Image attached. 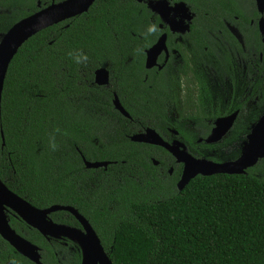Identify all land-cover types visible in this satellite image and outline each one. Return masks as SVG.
Wrapping results in <instances>:
<instances>
[{"label": "trees", "instance_id": "1", "mask_svg": "<svg viewBox=\"0 0 264 264\" xmlns=\"http://www.w3.org/2000/svg\"><path fill=\"white\" fill-rule=\"evenodd\" d=\"M36 1L0 0V10L16 16L0 32L36 11ZM148 18L136 0H96L86 13L21 46L1 97L0 177L14 176L6 185L16 186L15 193L36 207L75 208L93 225L113 264H264V176L249 169L245 175H197L181 191L164 192L150 163L151 150L162 148L123 135L113 139L105 124L88 121L96 114L93 100L79 98L75 108L67 100L88 89L79 81L119 55L115 38L121 51L133 39L132 52L138 54L139 35L146 30L141 23ZM78 50L89 57L87 66L69 57ZM56 128L68 134H56L59 148L52 151L48 138ZM80 154L112 163L106 171L86 169Z\"/></svg>", "mask_w": 264, "mask_h": 264}, {"label": "flooded vegetation", "instance_id": "2", "mask_svg": "<svg viewBox=\"0 0 264 264\" xmlns=\"http://www.w3.org/2000/svg\"><path fill=\"white\" fill-rule=\"evenodd\" d=\"M154 2L160 3L159 16L149 7ZM50 3L51 0L49 3L37 0L36 8L39 10ZM141 3L149 14L148 21L141 23L143 28L156 23L161 30L147 40L142 35L145 30L141 32L143 52L138 54L132 52L133 39H127L121 51L120 40L115 38L119 55L113 56L107 67L95 69L89 79L78 82L84 83L85 88L96 89L92 92L81 88L83 91L76 95H68L70 106L75 108L79 98L93 100L96 114L94 120L88 121L105 124L113 139L123 135L130 140L151 129L169 144L180 143L181 149L195 159L213 163L236 160L251 126L264 109V10L258 11L264 9V0H144ZM158 42L156 56L154 52L149 56L150 63L154 57L153 64L147 68V51ZM99 69L107 72L105 78L103 75L99 79H106L103 85L95 80ZM115 101L128 117L116 108ZM224 118H233L230 128L219 141L208 143L217 123H224L221 122ZM120 123L127 128H120ZM1 134L0 130V137ZM99 138L106 141L107 137L100 134ZM3 143L1 139V148ZM164 151L165 158H150L155 179L164 192L181 191L178 182L183 164ZM1 167L4 169L5 164ZM2 174L0 181L5 187L31 207L43 210L59 205L36 207L15 193L16 186L6 185L14 182V176ZM2 213L10 230L34 247L30 253L36 261L17 252L0 235V264H9L12 258L17 264H82L83 248L77 241L65 235H43L6 206ZM54 213L41 216L46 229L49 224H55L83 232L70 213L66 212L68 216L62 218L55 217ZM95 233L109 258V251Z\"/></svg>", "mask_w": 264, "mask_h": 264}, {"label": "water", "instance_id": "3", "mask_svg": "<svg viewBox=\"0 0 264 264\" xmlns=\"http://www.w3.org/2000/svg\"><path fill=\"white\" fill-rule=\"evenodd\" d=\"M96 0H63L59 2L51 3L44 8H41L32 14L22 18L13 24L5 33L0 36V110H1V97L3 92L4 81L7 75L9 65L17 54L21 46L28 41L31 37L39 33L40 31L51 27L53 25L62 23L66 20L74 18L78 15L86 13L89 8L94 4ZM144 0H137L141 3ZM39 5V2H38ZM264 9H258L260 13H263ZM160 42H158L153 48L147 51L146 67L152 66L156 52ZM154 52V57L150 63L149 56ZM96 83L99 85L105 84L107 75L105 69H99L96 71ZM116 108L125 116L128 114L123 108L115 101ZM233 118H224L221 122H218L213 133L207 139L208 143H214L219 141L230 128ZM228 121V123H226ZM1 139L4 138L1 134ZM132 142H139L152 146L161 147L171 154L178 163L183 164V171L180 181L178 182V189L182 190L188 182L196 177L212 176L215 174H227V175H245L247 170L255 166L258 161L264 159V109L258 121L251 126L250 132L247 135V139L243 145L240 156L234 161H227L221 163H213L205 159H195L181 149V144H169L163 141L153 130L148 129L145 134L134 135L130 138ZM4 144V143H3ZM84 167L86 169H98L104 168L110 164L109 162H90L82 157ZM3 206L8 207L18 216H20L31 227L36 228L43 235H53L54 237L59 235L68 236L70 239L80 243L83 248V260L82 264H112L110 259L106 256L103 248L100 244V240L95 231L89 224V222L73 207L68 205H51L46 209L37 210L28 205L24 200L10 192L5 185L0 181V213L3 217L0 219V235L6 240L17 252L20 254L35 260L30 252L34 250V247L29 243L19 238L14 234L12 230L7 226L4 214L2 213ZM57 211H65L73 215L80 225L83 227V232L75 231L66 226H60L55 224H49L48 228L41 223V216H45Z\"/></svg>", "mask_w": 264, "mask_h": 264}, {"label": "clouds", "instance_id": "4", "mask_svg": "<svg viewBox=\"0 0 264 264\" xmlns=\"http://www.w3.org/2000/svg\"><path fill=\"white\" fill-rule=\"evenodd\" d=\"M160 27L156 24V23H150L145 32L142 34L143 38L145 40H147L150 36L155 35L156 33H158L160 31ZM136 52L138 53H142L143 49L142 48H138L136 50ZM69 57L74 61L75 64L77 65H83V66H87L88 61H89V57L82 51V50H78V51H73V52H69L68 53ZM56 134H63V135H67V132H63L61 133V129L56 128L55 129V134H50L49 138H48V147L52 150V151H56L59 148V144L57 143L56 140ZM9 264H17L15 258H12L9 261Z\"/></svg>", "mask_w": 264, "mask_h": 264}, {"label": "rangeland", "instance_id": "5", "mask_svg": "<svg viewBox=\"0 0 264 264\" xmlns=\"http://www.w3.org/2000/svg\"><path fill=\"white\" fill-rule=\"evenodd\" d=\"M159 2H154L153 4H149V7L150 9L154 12V14H156L157 16H159ZM14 9V8H12ZM5 10V11H4ZM12 11V10H11ZM11 11H8L6 9H1L0 10V14H5V15H8V16H5L4 15V18L0 19V30H3L5 29L11 22H13L14 18L16 16H9V14L11 13ZM19 12V11H18ZM17 12V13H18ZM16 20V19H15ZM4 32H0V36L1 34H3ZM174 144H177L179 145L180 143H177V142H174ZM180 146V145H179ZM153 155L155 156L154 158L157 159V158H165V155L162 154V152H159V151H155V150H151ZM167 157V156H166ZM256 167V169L254 170V172H252V168L248 170L249 173H254L255 175H259V176H264V159L258 161V163L254 166ZM253 167V168H254Z\"/></svg>", "mask_w": 264, "mask_h": 264}]
</instances>
